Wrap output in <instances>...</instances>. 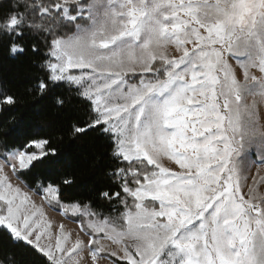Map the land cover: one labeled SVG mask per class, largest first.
I'll list each match as a JSON object with an SVG mask.
<instances>
[{"label": "snow or ice", "instance_id": "obj_1", "mask_svg": "<svg viewBox=\"0 0 264 264\" xmlns=\"http://www.w3.org/2000/svg\"><path fill=\"white\" fill-rule=\"evenodd\" d=\"M0 49L30 56L29 92L80 100L68 134L95 133L110 161L96 201L63 199L64 174L38 204L23 177L63 160L0 86L23 137L0 142L13 244L44 264H264V0H0Z\"/></svg>", "mask_w": 264, "mask_h": 264}, {"label": "trees", "instance_id": "obj_2", "mask_svg": "<svg viewBox=\"0 0 264 264\" xmlns=\"http://www.w3.org/2000/svg\"><path fill=\"white\" fill-rule=\"evenodd\" d=\"M29 60L30 56L27 54L11 58L6 50L0 49V86L17 96L20 106L16 115L23 111H36L32 122L35 126L44 128L42 137L51 138L52 146L61 155L63 167L58 174L45 169H33L32 173L23 179L35 194L38 182L46 186L48 183H57L59 176L70 174L74 184L71 188L63 190L66 195L62 198L83 202L96 201L99 191L108 190L110 184L105 175L110 165L105 142L92 132L75 141L69 136L68 125L76 120L82 122L84 118L80 100L74 94L57 89V93H62L66 99L71 97L65 107L60 109L54 106L51 96L40 99L37 94L29 92L28 88L31 85L28 81L36 71ZM10 115L0 114V142L12 144L15 140L19 144L23 137L18 138L17 132L13 131L15 125L10 122ZM4 133L9 135L5 136ZM44 262L46 258L40 259L29 248L13 244L7 235L0 232V264H44Z\"/></svg>", "mask_w": 264, "mask_h": 264}, {"label": "rangeland", "instance_id": "obj_3", "mask_svg": "<svg viewBox=\"0 0 264 264\" xmlns=\"http://www.w3.org/2000/svg\"><path fill=\"white\" fill-rule=\"evenodd\" d=\"M32 194H33V199L36 200V201H38L39 203H41L40 196H38V195H36V194H34V193H32ZM45 211H46V213H48L49 218L55 219L58 223L62 221V222H64L69 228H74V229H75V228L78 227V226H77L75 223H73L72 221H70V220H68V219H65V218L59 216L56 212H54V211H52L50 208H48L47 205H45ZM53 243H54V241H53Z\"/></svg>", "mask_w": 264, "mask_h": 264}, {"label": "bare ground", "instance_id": "obj_4", "mask_svg": "<svg viewBox=\"0 0 264 264\" xmlns=\"http://www.w3.org/2000/svg\"><path fill=\"white\" fill-rule=\"evenodd\" d=\"M36 201V200H35ZM38 204H39V202L38 201H36ZM46 212V211H45ZM47 216L49 217V215H48V213H47Z\"/></svg>", "mask_w": 264, "mask_h": 264}]
</instances>
